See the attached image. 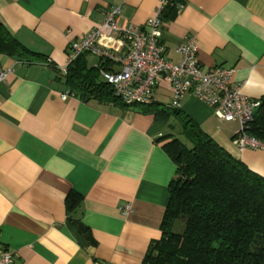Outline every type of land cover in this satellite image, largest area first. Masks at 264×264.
<instances>
[{
	"label": "crops",
	"instance_id": "obj_1",
	"mask_svg": "<svg viewBox=\"0 0 264 264\" xmlns=\"http://www.w3.org/2000/svg\"><path fill=\"white\" fill-rule=\"evenodd\" d=\"M177 2L182 8L165 10L159 33L166 58L178 62V45L194 37L204 67L233 68L240 92L264 100V0ZM112 6L122 8L120 25L146 29L157 0H0V23L36 55L0 54V239L14 264H141L161 236L176 166L159 137L171 130L137 106L63 98L68 89L53 68ZM100 43L128 48L122 39ZM84 56L92 67L104 62ZM154 97L169 102L168 86L160 83ZM180 109L264 177V150L237 149V121H219L187 94ZM70 192L79 204L69 210Z\"/></svg>",
	"mask_w": 264,
	"mask_h": 264
},
{
	"label": "trees",
	"instance_id": "obj_2",
	"mask_svg": "<svg viewBox=\"0 0 264 264\" xmlns=\"http://www.w3.org/2000/svg\"><path fill=\"white\" fill-rule=\"evenodd\" d=\"M171 7L175 6L167 8ZM0 54L36 56L1 23ZM84 55L65 73L53 65L68 91L85 102L98 100L129 107L113 95L112 87L100 76L99 69L107 62L92 67ZM133 106L171 130L159 140L164 141L163 150L176 166L168 185L161 236L149 243L141 264H264V177L221 147L181 109L158 101ZM175 123L179 125L177 132ZM247 133L264 141V100ZM77 196L70 192L66 197L69 210L79 204Z\"/></svg>",
	"mask_w": 264,
	"mask_h": 264
},
{
	"label": "built area",
	"instance_id": "obj_3",
	"mask_svg": "<svg viewBox=\"0 0 264 264\" xmlns=\"http://www.w3.org/2000/svg\"><path fill=\"white\" fill-rule=\"evenodd\" d=\"M171 5L176 9L182 8V3H174V0H157L153 15L146 21V29L134 24L120 25L122 8L109 7L104 11L100 23L69 43L65 51L66 61L61 67L57 66L58 70L65 73L78 56L91 54L109 64L99 69L100 76L112 87L113 95L123 104H153L157 102L154 97L155 88L165 83L171 92V108L180 109L182 98L186 94L191 95L209 106L219 121L238 122L239 127L234 133L238 150H264V141L247 133L254 111L262 101L240 92L239 85L232 80L233 68L204 67L198 58L194 37H188L178 45V62L166 58L164 46L159 42V33L165 9ZM103 38L122 39L128 48L125 52L116 53L102 46L100 40ZM6 74V71H1L0 80ZM68 95L72 94L69 91L61 94L63 98ZM129 209V205L124 207L126 213ZM0 264H14L13 252L2 245L1 239Z\"/></svg>",
	"mask_w": 264,
	"mask_h": 264
},
{
	"label": "rangeland",
	"instance_id": "obj_4",
	"mask_svg": "<svg viewBox=\"0 0 264 264\" xmlns=\"http://www.w3.org/2000/svg\"><path fill=\"white\" fill-rule=\"evenodd\" d=\"M163 100H162V102H163V104H165L166 105V103H169V102H167L168 101V99L167 98H162ZM179 137H180V135H179ZM181 138V137H180ZM182 230V229H181Z\"/></svg>",
	"mask_w": 264,
	"mask_h": 264
},
{
	"label": "water",
	"instance_id": "obj_5",
	"mask_svg": "<svg viewBox=\"0 0 264 264\" xmlns=\"http://www.w3.org/2000/svg\"><path fill=\"white\" fill-rule=\"evenodd\" d=\"M257 113V109L254 111V114H256Z\"/></svg>",
	"mask_w": 264,
	"mask_h": 264
}]
</instances>
